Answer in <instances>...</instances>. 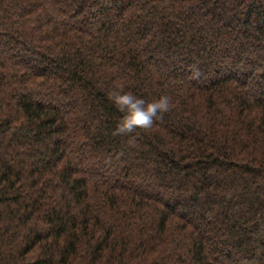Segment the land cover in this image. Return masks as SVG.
Returning a JSON list of instances; mask_svg holds the SVG:
<instances>
[{
  "label": "trees",
  "instance_id": "16d2710c",
  "mask_svg": "<svg viewBox=\"0 0 264 264\" xmlns=\"http://www.w3.org/2000/svg\"><path fill=\"white\" fill-rule=\"evenodd\" d=\"M0 264H264V0H0Z\"/></svg>",
  "mask_w": 264,
  "mask_h": 264
},
{
  "label": "clouds",
  "instance_id": "9594fccd",
  "mask_svg": "<svg viewBox=\"0 0 264 264\" xmlns=\"http://www.w3.org/2000/svg\"><path fill=\"white\" fill-rule=\"evenodd\" d=\"M193 75H199L198 70ZM106 97L120 114L112 134L122 136H128L137 129H149L156 118L169 110L171 104V99L166 94L146 100L132 90H126L123 85L110 88Z\"/></svg>",
  "mask_w": 264,
  "mask_h": 264
}]
</instances>
